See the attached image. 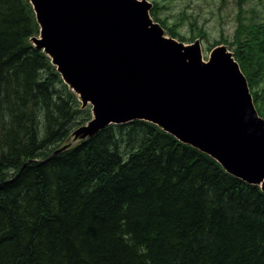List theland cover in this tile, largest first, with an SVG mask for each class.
I'll use <instances>...</instances> for the list:
<instances>
[{
  "label": "trees",
  "instance_id": "16d2710c",
  "mask_svg": "<svg viewBox=\"0 0 264 264\" xmlns=\"http://www.w3.org/2000/svg\"><path fill=\"white\" fill-rule=\"evenodd\" d=\"M38 33L29 0H0V264H264L262 190L156 125H125L142 132L126 162L110 127L52 155L90 110L79 108L50 58L32 45ZM254 96L264 116V95ZM48 181L57 214L47 206ZM22 186L43 197L21 198Z\"/></svg>",
  "mask_w": 264,
  "mask_h": 264
},
{
  "label": "water",
  "instance_id": "95a60500",
  "mask_svg": "<svg viewBox=\"0 0 264 264\" xmlns=\"http://www.w3.org/2000/svg\"><path fill=\"white\" fill-rule=\"evenodd\" d=\"M31 1L42 26V38H34L38 48L45 49L52 56L64 80L81 94L84 106L89 102L94 105L95 118L88 125L81 126L75 132L77 136L93 135L112 122L124 123L137 119L151 120L170 132L172 125L160 119L165 113L172 118L169 122L182 129L179 139H187L192 129H184L190 111L185 97L192 87L199 88L196 96L199 95L209 87V83L191 82V77H188L191 72H186L179 67L178 60H172L168 53H164L169 44L177 52L182 45L166 39L162 28L149 20V4L145 0H129V10L136 13H123L131 19L129 27L124 30L118 27L123 19L114 20L106 14L109 11L113 18L122 14L117 0H105L108 6L104 0ZM101 1L103 5L99 9L97 2ZM135 31L143 39L133 43L131 36ZM110 36L124 37L110 39ZM221 52H216L211 60V69L218 71L221 77L232 80L233 102L239 111L235 123L246 121L252 124L250 129L253 132H261L256 123L260 127H264V123L254 108L246 80L238 65L229 58L231 54L226 53L225 48ZM219 56L223 64L219 62ZM166 74L169 79L175 80L165 82L163 77ZM240 90L245 99L240 96ZM204 108L210 107L204 105ZM219 118V113L206 116L205 121L196 123L199 128L194 129L195 133L200 137L201 134L213 132L214 126L204 129L203 125L207 120ZM262 138L255 142L256 145L260 144ZM228 160L234 166H239L235 160L229 157Z\"/></svg>",
  "mask_w": 264,
  "mask_h": 264
},
{
  "label": "rangeland",
  "instance_id": "374dc122",
  "mask_svg": "<svg viewBox=\"0 0 264 264\" xmlns=\"http://www.w3.org/2000/svg\"><path fill=\"white\" fill-rule=\"evenodd\" d=\"M145 1L149 4V11L147 12L149 20L156 21L159 26L165 30L164 32L168 33L169 35H171L173 31H178L179 35L182 36L184 40L185 46L192 48L193 55L190 56L192 58V63L198 62L196 58V53H200L202 57L209 58L210 54L212 53L215 47L222 45L230 46V43L233 42L231 43V46L233 48L231 46L230 47L232 50L234 49L235 54L239 57L240 61L245 67V71L242 69L241 70L243 71V73H245L244 75L247 76L249 83L254 84V88H256V90H258L264 95V69L259 68V65L261 67H264V37L261 36L259 29V24L264 23V0ZM161 20H164L165 23ZM251 24H253V26H250ZM198 26H203V30L200 31L198 29ZM248 26H250L249 29ZM249 33L251 37H249L246 42ZM249 40L251 41V45H248ZM31 43L36 49H39L38 44L35 41H31ZM164 53H168V57L172 60H179L177 62L179 67L184 68L186 72H191L188 73V77L194 79L198 76L199 72H196V75L194 74V66L190 65L193 67V69L189 70V68L187 67L188 65H183V61H185V56L178 54L177 50L170 48V44L165 48ZM253 57H255L257 60L255 58L249 60V58ZM219 59L221 60L222 57L219 56ZM163 78L164 80L168 81L169 75L166 74ZM34 80H29L28 85L32 86ZM247 88L249 87L247 86ZM49 89L50 87L47 84L41 85V91L44 95L43 100L47 102L51 101L49 98ZM198 91V87L191 88V92L185 97L188 104L195 102L196 94ZM43 100L41 101L43 102ZM252 102L255 103L253 99ZM60 109H62L63 114L66 113V109L64 106L59 107L57 111ZM31 111H34V108L31 109ZM38 115L39 116L37 121L41 122V117L43 116V113L39 112ZM9 119H11V117H9ZM23 120L24 119L19 122H23ZM183 120L184 119H182V122ZM198 128L199 126H193V129ZM23 132V129L16 130V133L19 136L18 142L22 141L20 140V137L22 136ZM149 133L151 136H153L157 132L154 131L152 133L151 131ZM2 136L5 137L3 133ZM119 138L120 139H117L116 141H120L121 143L120 153L122 155H126L127 152H129L130 150L134 151V149H136V147L140 145L142 141V132H132L130 138H128L126 134L120 135ZM262 140H264V137ZM74 141L75 139H73V137L70 135L69 143L71 146H74L76 143H78V141ZM2 142L3 140L0 135V153L2 151ZM108 147L109 146H106L103 149L107 150ZM112 170H115V166ZM259 176L260 175H258L257 177ZM151 177L153 178V175H151ZM33 180V182L36 183L35 179ZM105 183L106 179L103 183L99 182L97 184L98 187H93L91 192L100 189L105 185ZM51 184L52 181H48V187L45 186L47 187L45 198L47 200V206L49 205V211L52 212V214H57L52 208L53 198L55 201V194L51 193L50 196H48L49 198H47V194L49 193V188ZM165 184L166 186H168V182ZM20 190L22 192L21 198L23 196H29V198L31 199L33 197H37L36 199L39 200L40 197H43L35 195L36 191L29 190L27 186L20 187ZM83 193L87 192L85 191ZM40 212L43 216L48 217L47 211ZM55 261L56 259H54L53 262ZM147 261L149 262V264L151 263L149 260ZM42 264H51V262L49 261V259L46 258Z\"/></svg>",
  "mask_w": 264,
  "mask_h": 264
},
{
  "label": "bare ground",
  "instance_id": "6f19581e",
  "mask_svg": "<svg viewBox=\"0 0 264 264\" xmlns=\"http://www.w3.org/2000/svg\"><path fill=\"white\" fill-rule=\"evenodd\" d=\"M117 2L120 5L121 9L119 10H121L122 14H120L118 18H113V15L109 11H106V14L109 15V18L114 20L123 19L119 23L118 27L121 30H124L129 27L131 19L128 15L123 13L128 12L127 14H134L136 12L129 10V0H117ZM104 4L108 6L107 1L105 0ZM97 5L100 9L103 5L102 1L100 3L97 2ZM117 37L123 38L124 36H110V39ZM142 39L143 36L136 31L131 36V41L133 43L141 41ZM233 53L234 51L232 50V55L229 57L230 59H233ZM219 62H222L223 64V60ZM202 69L205 70L207 67L205 66ZM208 79L209 87L197 95L195 102L191 103L193 105L187 114V126H184V129L190 130L194 124L200 121H205V117L209 116L211 113H219L220 118L218 120H207L203 125L204 129L214 126V131L209 133L211 136L203 140L200 143V146L208 150L207 153L210 157L213 158L212 153L219 156L224 161L222 167L229 174L240 179L237 172L242 174V171L235 168L234 164L228 160V157L235 160L239 166L246 165L248 167H252L253 169L263 168L264 145L262 148H255L254 143L263 137L264 127H260V125L256 123V126L261 132H253L250 129V126L252 125L251 123L246 121L235 123V118L239 111L236 110L238 108L233 102L234 96L232 92V80L221 77L220 73L217 71L211 73ZM245 85L250 87L249 82H245ZM240 96L245 99V95L241 90ZM204 105H208L210 108H204ZM160 119H162L166 124L170 126L172 125L169 133L178 139L182 129L173 122H169L172 119L171 116L163 113L160 116ZM158 127L161 128V125L158 124ZM200 137L203 138L204 136L201 134Z\"/></svg>",
  "mask_w": 264,
  "mask_h": 264
}]
</instances>
